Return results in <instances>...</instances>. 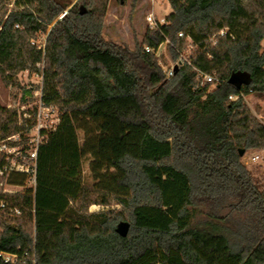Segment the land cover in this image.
<instances>
[{
    "label": "trees",
    "instance_id": "obj_1",
    "mask_svg": "<svg viewBox=\"0 0 264 264\" xmlns=\"http://www.w3.org/2000/svg\"><path fill=\"white\" fill-rule=\"evenodd\" d=\"M108 1L13 0L0 15L1 75L44 62L41 100L60 110L33 188L0 190V213L19 211L0 217V251L15 255L0 264H264V185L239 154L264 148V124L242 97L264 93V0H167L165 23L133 48L103 38ZM37 32L43 48L31 44ZM188 44L190 64L167 77ZM194 68L215 88L197 85ZM234 72L250 79L239 90L227 82ZM16 119L0 106V139L21 133ZM203 200L214 207L200 211ZM111 202L120 208L88 211Z\"/></svg>",
    "mask_w": 264,
    "mask_h": 264
},
{
    "label": "rangeland",
    "instance_id": "obj_2",
    "mask_svg": "<svg viewBox=\"0 0 264 264\" xmlns=\"http://www.w3.org/2000/svg\"><path fill=\"white\" fill-rule=\"evenodd\" d=\"M70 6L76 4L81 5L80 0H68ZM165 1V0H162ZM0 15L6 10V13L15 9L13 0H0ZM147 12H152L155 18L162 17L164 10L161 9L160 0H109L106 13L103 19L102 36L105 40L133 48L135 45L141 44L143 35L148 28L145 20ZM47 32H37L34 38L31 39V44H35L36 48H43L45 44ZM190 43V41L188 40ZM264 46V38L262 40ZM194 46L188 44L182 55L187 58L193 52ZM164 47L161 46V52ZM169 64V63H168ZM171 64V63H170ZM44 62L36 64L35 71L21 70L13 79L8 81L0 73V106L7 109L15 110L17 116V124L21 128V133L11 135L10 142L15 144V153L10 160V167L5 172L3 179H0V190L3 193L22 192L27 188L34 186V171L32 170V162L27 158V151L31 149V138L35 134L33 129L36 104L38 103L40 90L42 87L41 71L43 70ZM166 69V67H165ZM210 89H212L211 84ZM246 95H243V101L249 108L251 114L262 124H264V93L259 96L251 90ZM56 114L60 115V110L57 106ZM51 118V117H50ZM45 122L46 125H53V119ZM27 127L28 130L24 129ZM49 133V132H48ZM79 142L83 141V132L77 131ZM21 135L23 137H21ZM91 157L85 156L82 161V179L84 184H93L92 175L89 169ZM241 163L246 169L252 173V176L259 180L261 185H264V148H251L246 150L240 157ZM1 176V175H0ZM226 202V201H225ZM210 201L203 200L197 203V208L204 212L207 209L214 207ZM224 205V204H223ZM223 206L221 212L227 211ZM120 206L111 202L110 205L102 206L100 204H92L88 207L89 212H96L106 209H119ZM18 214L10 212L0 213V217L7 218L12 223L11 218ZM198 217H203V213H198ZM32 229L31 223L27 228Z\"/></svg>",
    "mask_w": 264,
    "mask_h": 264
},
{
    "label": "built area",
    "instance_id": "obj_3",
    "mask_svg": "<svg viewBox=\"0 0 264 264\" xmlns=\"http://www.w3.org/2000/svg\"><path fill=\"white\" fill-rule=\"evenodd\" d=\"M161 3V9L162 11L164 10V14L162 17L155 18L154 13L152 12H147L145 15V20L147 22L148 28L149 29H154L157 28L158 26L162 25L165 23V17L166 15L171 11V7L168 3L167 0L162 1L160 0ZM223 31H220V34H222ZM179 36H182V33H178ZM167 42V41H166ZM161 46H165V42L161 43L158 48L155 51V55L158 56L161 53ZM144 50L145 51H150V47L147 45H144ZM187 61L189 64L190 62L182 55L180 54L178 59L174 62H171L169 68L166 70V76L169 77L172 74V70L174 66L180 67L182 66L183 62ZM196 84L197 85H203L205 83L211 84L212 88H215V86L218 83L217 78L208 73H204L196 68ZM238 95H229V99H236ZM56 109L54 106H45L42 103L41 100V90L39 94V99L38 103L36 104V111H35V119H34V124H33V129L35 130V134L31 138V149L27 151V158L32 162V170L35 172V165H36V157H37V148L38 146L46 141V136L48 132L53 131L56 128V125L59 122V115L56 114ZM51 117V118H50ZM53 119V125H46L45 122L48 120ZM11 136L5 138V139H0V158L2 159L3 163L2 166L0 167V175L4 174L10 167V160L13 158L14 153H15V146L10 145L8 142L11 140ZM6 203L3 201H0V207H5ZM9 211L14 214H18L19 211L17 208H9ZM0 257L6 261V262H14L15 260V255L2 252L0 251Z\"/></svg>",
    "mask_w": 264,
    "mask_h": 264
},
{
    "label": "water",
    "instance_id": "obj_4",
    "mask_svg": "<svg viewBox=\"0 0 264 264\" xmlns=\"http://www.w3.org/2000/svg\"><path fill=\"white\" fill-rule=\"evenodd\" d=\"M85 11L83 6H80V13H83ZM66 13V11L64 12ZM60 18V17H59ZM177 67L174 66V69ZM250 81L249 76L245 73L242 72H234L232 73L227 82L232 85L236 90H239L242 85L248 84ZM243 149H240L239 154L243 155ZM129 230V223L127 221H120L117 223L115 227V231L121 235V236H126Z\"/></svg>",
    "mask_w": 264,
    "mask_h": 264
}]
</instances>
